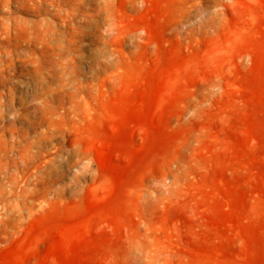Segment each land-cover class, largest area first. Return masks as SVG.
Instances as JSON below:
<instances>
[{"label": "rangeland", "instance_id": "1", "mask_svg": "<svg viewBox=\"0 0 264 264\" xmlns=\"http://www.w3.org/2000/svg\"><path fill=\"white\" fill-rule=\"evenodd\" d=\"M0 264H264V0H0Z\"/></svg>", "mask_w": 264, "mask_h": 264}]
</instances>
